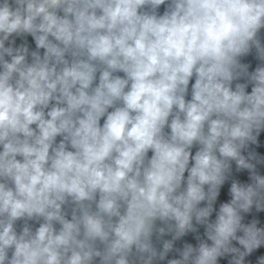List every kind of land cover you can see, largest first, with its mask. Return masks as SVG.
Here are the masks:
<instances>
[{
    "label": "clouds",
    "instance_id": "clouds-1",
    "mask_svg": "<svg viewBox=\"0 0 264 264\" xmlns=\"http://www.w3.org/2000/svg\"><path fill=\"white\" fill-rule=\"evenodd\" d=\"M262 30L264 0H0V264H264Z\"/></svg>",
    "mask_w": 264,
    "mask_h": 264
}]
</instances>
